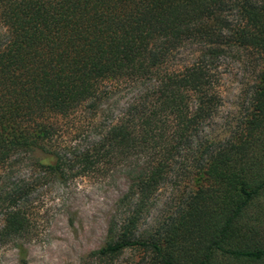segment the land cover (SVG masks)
<instances>
[{
	"label": "trees",
	"instance_id": "trees-1",
	"mask_svg": "<svg viewBox=\"0 0 264 264\" xmlns=\"http://www.w3.org/2000/svg\"><path fill=\"white\" fill-rule=\"evenodd\" d=\"M0 24V167L24 153L63 175L59 120L96 114L123 82L136 90L79 154L131 164L125 215L91 264L126 250L131 264H264V0H0ZM241 51L259 61L257 77L243 116L215 133L220 61ZM179 171L188 189L141 231ZM16 194L0 245L26 229Z\"/></svg>",
	"mask_w": 264,
	"mask_h": 264
},
{
	"label": "rangeland",
	"instance_id": "rangeland-1",
	"mask_svg": "<svg viewBox=\"0 0 264 264\" xmlns=\"http://www.w3.org/2000/svg\"><path fill=\"white\" fill-rule=\"evenodd\" d=\"M2 30L0 24V34ZM258 70L257 58L243 51L230 52L220 61L222 100L209 130L233 129L247 108ZM135 91L123 82L113 87L96 114L84 106L59 120L55 146L67 157L63 175L50 173L24 153L0 167V230L14 208L8 198L12 192H17L16 205L26 218L25 231L0 245V264H91L88 256L105 242L109 222L125 215L121 201L129 188L131 164L98 157L102 161L90 165L79 154L127 109ZM174 173L150 202L141 231L153 226L188 189V175ZM132 258L133 252L126 250L113 264H131Z\"/></svg>",
	"mask_w": 264,
	"mask_h": 264
}]
</instances>
